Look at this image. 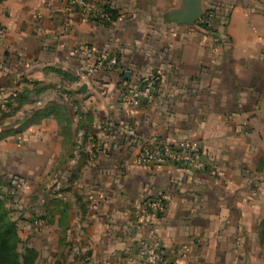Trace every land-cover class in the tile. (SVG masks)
I'll use <instances>...</instances> for the list:
<instances>
[{"label":"crops","instance_id":"crops-1","mask_svg":"<svg viewBox=\"0 0 264 264\" xmlns=\"http://www.w3.org/2000/svg\"><path fill=\"white\" fill-rule=\"evenodd\" d=\"M89 1L116 19L85 18L72 0H0V114L65 113L0 140V174L33 184L35 264H141L151 236L159 264H264V0H203L210 29L168 18L182 0ZM150 73L154 100L126 114L124 94ZM181 137L199 141L204 170L137 163L143 140ZM155 195L158 219L136 226Z\"/></svg>","mask_w":264,"mask_h":264},{"label":"built area","instance_id":"built-area-1","mask_svg":"<svg viewBox=\"0 0 264 264\" xmlns=\"http://www.w3.org/2000/svg\"><path fill=\"white\" fill-rule=\"evenodd\" d=\"M72 3L80 7L81 14L85 18L103 22L112 21L110 13L102 7L94 6L89 0H72ZM198 22L203 27H209L213 22V17L204 12ZM218 39L215 37L214 40L218 41ZM112 63L115 64L116 59H113ZM158 83L159 75L150 73L144 76L137 86L129 87L121 101L122 110L128 114L144 103H151L154 100ZM123 130L131 136L136 134L135 130L129 127L128 130ZM137 163L147 167L162 166L167 163L185 164L193 170H204L207 167L199 141L190 137H181L173 142L155 138L145 139L140 145ZM164 205V199L160 195L144 199L133 212V223L136 226L153 224L164 209ZM187 249V246H181L173 252L181 256ZM138 253L141 264H159L165 256L161 240L157 236L140 240Z\"/></svg>","mask_w":264,"mask_h":264},{"label":"trees","instance_id":"trees-1","mask_svg":"<svg viewBox=\"0 0 264 264\" xmlns=\"http://www.w3.org/2000/svg\"><path fill=\"white\" fill-rule=\"evenodd\" d=\"M105 11L111 14L112 21L116 19L115 10L109 6L104 7ZM103 24L110 22L98 21ZM208 28V27H206ZM210 29V27H209ZM23 101V100H22ZM9 112H3L1 119H6L16 113V108L11 103L6 104ZM64 108L56 103L49 104L42 110H35L31 113L32 119H26L24 122L14 124L11 127H5L0 131V140L8 135L16 134L24 131L29 127L31 121L36 118L49 116L55 114L60 121L64 119ZM18 178L13 175L10 177L9 182L5 185L8 189L6 194H0V264H35L38 257V252L33 247H25L22 249L23 240L19 234V227L17 220L12 216L9 208V203L12 201L15 194H19L17 185L19 184ZM16 182V183H15ZM262 242L264 243V226L262 229Z\"/></svg>","mask_w":264,"mask_h":264},{"label":"rangeland","instance_id":"rangeland-1","mask_svg":"<svg viewBox=\"0 0 264 264\" xmlns=\"http://www.w3.org/2000/svg\"><path fill=\"white\" fill-rule=\"evenodd\" d=\"M67 85L64 84L62 81H60V85L58 87L60 93L64 96V98H67L68 96V91H67ZM129 114V113H128ZM1 116V114H0ZM11 118V117H9ZM14 120H17V117L15 118H11V119H1L0 117V131H2L5 127H11L12 125H14L15 123L13 122ZM6 122V123H5ZM11 122V123H9ZM128 130V128L126 129ZM82 141V140H81ZM81 146V142L76 144V147H80ZM79 149H77L74 154H78L77 152ZM67 172H63V177H67ZM12 176L8 175V172L0 174V194H6L8 192L7 187L5 186L8 182L9 179ZM19 180V184L17 185L18 187V191L19 194H15L12 201H10L9 203V208L12 212V216L17 220L18 222V227H19V234L23 240L22 243V249L25 247H30L32 240H28L26 239L27 236L31 237L32 235L30 234L29 230H32L33 226H31V228L29 230H26V224L25 222H32V221H28L30 218H32L31 216V212H32V199H31V195H32V187L33 184L30 182H23L21 179H17ZM26 188L28 189V191H25ZM23 221V222H21ZM27 223V225H29ZM29 232V233H28ZM48 261V259L46 258V262Z\"/></svg>","mask_w":264,"mask_h":264},{"label":"water","instance_id":"water-1","mask_svg":"<svg viewBox=\"0 0 264 264\" xmlns=\"http://www.w3.org/2000/svg\"><path fill=\"white\" fill-rule=\"evenodd\" d=\"M183 6L168 13V18L181 24L193 25L203 16L205 10L203 0H182ZM82 91L87 90V85L83 84Z\"/></svg>","mask_w":264,"mask_h":264}]
</instances>
